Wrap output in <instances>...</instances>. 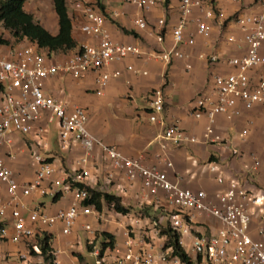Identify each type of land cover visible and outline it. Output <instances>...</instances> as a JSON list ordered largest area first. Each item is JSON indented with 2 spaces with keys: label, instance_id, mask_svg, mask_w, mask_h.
I'll list each match as a JSON object with an SVG mask.
<instances>
[{
  "label": "built area",
  "instance_id": "1",
  "mask_svg": "<svg viewBox=\"0 0 264 264\" xmlns=\"http://www.w3.org/2000/svg\"><path fill=\"white\" fill-rule=\"evenodd\" d=\"M238 4L239 8L227 18L243 34L239 45L245 47L244 54L233 57L200 54L211 62L230 64L234 71L215 74L210 89L197 96L191 114L197 118L206 115L209 125L205 131L206 141L224 142L216 132L215 119L224 115L234 120L243 115V111L260 107L264 115V0H228ZM143 10L155 5L166 6L168 0H125ZM78 17L84 19L82 31L96 39V42H82L67 54V51L48 52L28 38L17 39L0 22V241L25 243L32 241L36 254L41 253L36 241L38 236L58 223L62 224V233L69 235L82 216L94 215L97 220L104 219L93 203L92 193L86 185L91 176L88 158L98 147L110 161L112 170L123 171L131 182L142 186V198L153 200L168 209V218L172 229L180 234V243L194 257L197 264H264V229L258 227L260 238L252 235L253 216L258 213L264 221V194L257 193L246 186L254 182L260 160L254 159L250 165L243 166V176L225 181L223 166L212 161L210 169L226 186L211 196L204 189H193L181 185L180 180H173L168 173L157 166L145 164L142 156H129L115 146L106 144L89 129V113L83 107L69 109L67 101L58 99L48 92L47 81L59 75H72L85 78L88 73L96 75V83L104 86L115 77H120L121 70H107L113 62L123 61L130 56L158 59L165 64L177 58L185 57L181 45H194L196 39L190 32L193 25L195 32L209 37L223 15L220 0H179V18L171 27L173 47L144 51L136 44L122 43L113 38L105 26L106 16L98 0H71ZM137 30L151 28L156 40L163 43L165 32L169 29L167 19L159 18L156 24H150L144 15L133 20ZM232 43L237 42L234 34L228 36ZM190 67V65H188ZM128 69L135 73H147L136 70L133 65ZM258 70V77L252 71ZM149 120L164 125L161 137L176 145L186 142H198L190 137L178 123L166 124L164 121L165 93L163 87L155 88L149 94ZM244 109V110H243ZM46 121L45 124H39ZM56 121V122H55ZM56 123L57 140L60 148L67 151L72 144H81L86 156L81 161L84 165L71 170L61 169V175L55 177L56 168L52 158L42 154L49 150V125ZM35 133L38 137L37 148H32V155L37 164L35 176L30 180H20L15 171L7 165L1 152L11 143L13 134ZM249 129L239 133V138L246 140ZM226 143V142H225ZM228 144V143H226ZM231 145V144H230ZM236 157L243 154L237 147H231ZM167 160V165L172 163ZM245 178L244 181L243 179ZM114 178V172H108V180ZM72 192L75 201L56 213H50L43 197H62ZM35 197L33 203L28 200ZM206 216L218 220L216 232L197 230L196 224ZM153 224H157L154 220ZM152 224V225H153ZM84 229L95 233L92 223H85ZM157 232V231H156ZM34 239V240H33ZM91 252L96 257L95 264H105L101 257V247L94 240ZM153 239L147 241L143 236L136 238L128 233L124 250L116 248L119 258L115 264H165L172 250H155ZM52 253L56 254L53 250ZM28 251L21 253L26 258ZM178 264L181 261L175 257ZM6 254L0 250V260ZM54 264H61L55 257Z\"/></svg>",
  "mask_w": 264,
  "mask_h": 264
},
{
  "label": "crops",
  "instance_id": "2",
  "mask_svg": "<svg viewBox=\"0 0 264 264\" xmlns=\"http://www.w3.org/2000/svg\"><path fill=\"white\" fill-rule=\"evenodd\" d=\"M100 2L101 10L107 19L105 26L115 40L139 45L146 52L173 47L171 27L176 24L180 15L179 0H168L166 6L155 5L149 10H143L125 0H100ZM220 5L223 8V15L209 37L197 34L194 26H191L189 31L194 33L196 43L180 46L185 54L183 58H177L167 65L158 59H149L146 56H130L123 61L109 65L108 71L121 70L122 74L120 77L111 78L104 86H99L96 83V75L90 72L82 79L69 74L56 76L47 81V89L56 98L67 101L69 109L75 107L86 109L89 113V129L106 144L115 146L129 156H142L145 164L159 167L166 171L173 180L178 178L182 186L204 189L211 196L226 186V183L218 181L217 175L211 171L212 161L223 166L225 181H227L242 177L243 166L252 164L257 158L261 164L255 174V181L248 182L244 177L243 180L247 181L246 186L253 189L256 187L254 190L257 193L264 194V115L260 107L243 109V115L234 120L218 115L215 119L216 132L220 134L224 142L206 141L204 134L209 125L208 117L203 115L197 118L191 114L197 96L210 89L212 77L217 73L225 74L235 70L230 64L211 62L199 55L233 57L244 54L246 50L245 47L239 45L243 37L242 32L235 24L227 20L229 15L238 10V4L233 1L220 0ZM67 6L69 14L73 15L72 36L76 45L82 42H96L94 37L82 31L81 25L84 19L76 15L72 3L68 0ZM25 9L52 34L59 32V19L53 0H27ZM141 15H144L151 25L156 24L159 18L167 19L169 29L165 32L163 43L156 40L151 33V28L135 29L133 20ZM231 34L237 37L238 43L228 40ZM70 50H67V54ZM60 54L63 55V53ZM128 65H133L136 70L147 71V73H135L128 69ZM258 70L252 71V75L258 77ZM158 87H163L165 93L163 113L165 123H178L188 136L196 137L198 142L176 145L161 137L164 125L149 120V94ZM45 123L46 121H42L39 124ZM54 123H52L53 126L49 125L47 140L49 150L42 149L41 152L52 158L56 168L55 177H58L61 175L62 168L68 171L84 165L81 161L86 156V151L81 144L77 143L72 144L67 151H63L57 140L58 128ZM245 128L249 129V135L246 140H242L239 138V133ZM54 129L56 143L54 141L52 143ZM11 138V143L5 145L1 156L15 171L18 179H33L37 164L32 155V148L38 149V137L35 133H30L13 134ZM232 146L240 149L243 155L241 157L233 155ZM165 157L172 163V167L167 165ZM87 165L91 176L86 180V185L120 197L122 204L129 207L130 211L127 214L116 212L103 201L102 210L98 211L103 214L104 219L97 220L94 215L82 216L69 235L62 233L61 223L49 228L50 233L53 234L52 247L56 252L55 257L60 263L95 264V256V260L85 257L82 232L87 235L86 248L88 250L92 249L88 243L92 239L97 246L101 247V257L105 264L116 263L120 256L116 248L125 249L128 233H134L131 236L136 238L146 234L156 243L158 237L155 229L140 230L143 225L147 224L148 229H151L152 220L147 217L144 219L138 217L131 209L159 210L163 207L164 200L159 204L154 203L153 200H144L141 196L143 191L141 184L129 181L123 171L112 170L110 161L105 158L98 147L88 158ZM109 171L114 172L112 180L107 179ZM28 200L33 203L35 197H29ZM40 200L44 202L50 213L66 209L75 201L72 192L57 200L50 196H45ZM200 220L195 227L201 232H216L220 224L217 219L210 216ZM87 222L92 223L95 233L92 234L84 229V224ZM131 226L133 229L129 228ZM258 227L264 229V221H261L260 215L256 213L252 221V235L255 238H260L257 232ZM103 231L115 236L116 242L113 248L103 247L106 241L102 235ZM0 250L6 254V259L0 260L2 264H30L32 262L44 264L39 254L28 253L26 260L21 262L18 260L21 253L26 252L25 243L0 241ZM155 250L158 252L157 247Z\"/></svg>",
  "mask_w": 264,
  "mask_h": 264
},
{
  "label": "trees",
  "instance_id": "3",
  "mask_svg": "<svg viewBox=\"0 0 264 264\" xmlns=\"http://www.w3.org/2000/svg\"><path fill=\"white\" fill-rule=\"evenodd\" d=\"M26 1L27 0H0V22H2L3 26L9 30L15 38H28L35 41L40 48L46 49L48 52H65L76 46V41L72 36L73 15L69 14L67 0H53L54 9L59 19V32L55 35L37 21L33 14L25 9ZM68 1L71 2V0ZM98 4L101 8L100 0H98ZM88 189L92 193V199L89 202L93 203L97 210H102L104 201L116 212L127 214L130 211L129 207L122 204L120 197L96 190L89 186ZM58 198L59 197H55L54 200ZM165 234L168 236L169 241L166 244V248L171 247L173 249V256L178 257L182 264H197L194 257L187 253L180 243V234L177 231L169 227L165 231ZM102 235L106 240L103 247L106 248L109 246L113 248L116 242L115 236L107 231H103ZM37 243L40 247V255L44 258V262L46 264H54L53 260L55 256L52 253L54 250L52 247L53 234L50 233L49 229L43 232L42 237L38 236ZM89 246L91 247L92 245L89 244ZM33 252L36 254V251Z\"/></svg>",
  "mask_w": 264,
  "mask_h": 264
},
{
  "label": "rangeland",
  "instance_id": "4",
  "mask_svg": "<svg viewBox=\"0 0 264 264\" xmlns=\"http://www.w3.org/2000/svg\"><path fill=\"white\" fill-rule=\"evenodd\" d=\"M65 52H63L64 54ZM55 124V123H54ZM51 126H53V124H51ZM52 135H53V138L52 139V143L54 141V143H56V139H55V136H56V131L54 129V131H52ZM54 146H56V144H54ZM58 146V144H57ZM131 210H134V212L137 214L138 217L144 219V218H150L152 221H156L157 224H153V227L151 229H148V224L147 225H143L140 230L141 231H149V230H152V229H155V232L157 233V237L158 239H156V246L158 248V250H166V244L169 242L168 241V236L165 234V231L170 227L171 228V224H170V220L168 218V213L170 212L168 209H165V207H161L159 208V210H154V209H146V208H141V209H131ZM164 217V218H163ZM163 218V219H162ZM130 229H133V227H129ZM131 233V232H130ZM131 234H134V233H131ZM165 234V235H164ZM143 237L147 240V241H151L152 238L151 237H148L146 234H143ZM82 239H83V246H84V253H85V257H87L88 259L90 260H95V257L94 255L92 254V252L90 250H88L86 248V243H87V235L85 232H82ZM37 241V239H36ZM32 241H26L25 242V247H26V250L28 251V253L32 254V255H35L34 254V250L32 249ZM100 244V243H99ZM184 247V246H183ZM184 249L186 250V248L184 247ZM172 250H170V253L169 255L167 256V260L165 261L167 264H178L177 263V259L175 258V256H173L172 254ZM187 252V250H186ZM188 253V252H187ZM190 254V253H189ZM192 256V255H191ZM43 259V263L46 264L44 262V258L42 257ZM18 260L21 262V261H24L26 260V258L20 256L18 258ZM2 264V261H0ZM165 263V264H166ZM30 264H41V263H38V262H32ZM182 264V263H181Z\"/></svg>",
  "mask_w": 264,
  "mask_h": 264
}]
</instances>
